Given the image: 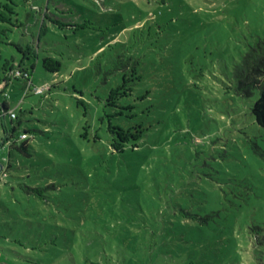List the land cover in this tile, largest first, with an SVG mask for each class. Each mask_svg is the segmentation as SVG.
<instances>
[{"label": "rangeland", "instance_id": "374dc122", "mask_svg": "<svg viewBox=\"0 0 264 264\" xmlns=\"http://www.w3.org/2000/svg\"><path fill=\"white\" fill-rule=\"evenodd\" d=\"M263 34L264 0H0V101L17 116L0 119V264H264L258 88L232 74ZM17 122L30 156L5 141Z\"/></svg>", "mask_w": 264, "mask_h": 264}, {"label": "trees", "instance_id": "16d2710c", "mask_svg": "<svg viewBox=\"0 0 264 264\" xmlns=\"http://www.w3.org/2000/svg\"><path fill=\"white\" fill-rule=\"evenodd\" d=\"M9 43L13 44L16 49L21 53L22 56H26L27 49L32 45L29 42H21V41H9ZM33 57L35 61L38 59L37 52L33 49L31 54H27V58ZM21 61V60H20ZM19 61V62H20ZM31 63V67L35 64ZM41 65L48 71H51L53 73L59 71L61 66V61L53 56L44 55L40 59ZM24 72V75L21 73L20 70L18 73L19 77H22L25 80V87L28 83V81H32L30 77V73L28 71L27 67H24L21 69ZM233 78L236 84V89L243 93L244 95H250L252 93V89L254 87L258 88V96L254 100L251 111L254 116L255 121L257 124H259L261 127L264 128V34L258 41H255L253 45L249 46V49L245 51L238 62L234 64L233 67ZM16 77V76H15ZM124 79V78H123ZM121 89V90H120ZM131 90L130 87H125L124 81H122L121 84L117 85L113 89L110 90L108 95V100H115L120 95H126ZM116 93V96L113 95V93ZM27 93V92H26ZM115 101H112V104H114ZM0 107V119L2 117V113L5 111V116L8 113L7 109L8 106L6 102L3 100L1 102ZM127 107H130V105H127ZM10 116V115H9ZM17 118L10 117V122H12L13 119ZM18 122L16 124H12L11 127H7L5 123L4 125V131H5V141L8 142V146L10 149L16 150L18 153H21L24 156H30V150H29V143L28 140L30 138L29 130L28 128L23 129L17 136H14V132L18 126ZM114 126L118 127L120 131L123 133L129 132L133 130L135 133L128 134L127 137L124 139L120 137L119 134H117V137L122 142H130L134 139L138 140L142 136L143 128L140 127V125H134L129 127H124L120 124H113ZM133 129V130H132ZM135 140V141H136ZM124 149L123 146H121L117 151H122ZM3 169H1L2 171ZM7 175V172L5 171L4 176H0V179H3ZM42 187L40 186H30L27 185L25 187V190L27 192H34V193H40ZM41 194V193H40ZM88 264H95L93 262H89Z\"/></svg>", "mask_w": 264, "mask_h": 264}, {"label": "built area", "instance_id": "2783aa9c", "mask_svg": "<svg viewBox=\"0 0 264 264\" xmlns=\"http://www.w3.org/2000/svg\"><path fill=\"white\" fill-rule=\"evenodd\" d=\"M17 73H19V71ZM46 89H47V86L45 84H39V85L33 84L32 81H30V80L28 81V83L25 87L26 92L31 90L34 93H43ZM7 112L10 115V117L16 116V113L14 110H9ZM4 174H5L4 170L0 171V176H4Z\"/></svg>", "mask_w": 264, "mask_h": 264}, {"label": "water", "instance_id": "95a60500", "mask_svg": "<svg viewBox=\"0 0 264 264\" xmlns=\"http://www.w3.org/2000/svg\"><path fill=\"white\" fill-rule=\"evenodd\" d=\"M2 105L0 104V107H1ZM2 117H5V111L2 113ZM2 168V164H0V169Z\"/></svg>", "mask_w": 264, "mask_h": 264}, {"label": "crops", "instance_id": "0c3cea01", "mask_svg": "<svg viewBox=\"0 0 264 264\" xmlns=\"http://www.w3.org/2000/svg\"><path fill=\"white\" fill-rule=\"evenodd\" d=\"M4 99H2L1 101H0V104H1V102L3 101ZM5 102H6V104H7V106H8V101L7 100H4ZM11 110V109H10ZM7 111H9V110H7ZM2 169V168H1Z\"/></svg>", "mask_w": 264, "mask_h": 264}]
</instances>
